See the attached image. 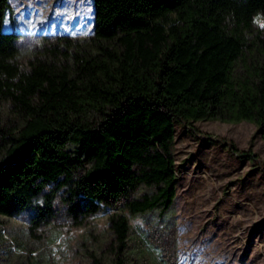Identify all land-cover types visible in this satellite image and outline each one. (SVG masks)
Instances as JSON below:
<instances>
[{"label":"trees","instance_id":"16d2710c","mask_svg":"<svg viewBox=\"0 0 264 264\" xmlns=\"http://www.w3.org/2000/svg\"><path fill=\"white\" fill-rule=\"evenodd\" d=\"M92 4L90 34L45 37L20 61L0 0V214L31 206L30 224H46L59 192L74 223L110 207L116 255L92 262L127 264L128 214L174 200L175 123L264 173L250 146L192 122L246 119L264 137V36L254 45L240 31L264 0Z\"/></svg>","mask_w":264,"mask_h":264},{"label":"rangeland","instance_id":"374dc122","mask_svg":"<svg viewBox=\"0 0 264 264\" xmlns=\"http://www.w3.org/2000/svg\"><path fill=\"white\" fill-rule=\"evenodd\" d=\"M5 29L18 34L17 58L24 61L43 38L56 33L82 37L92 31V0H8ZM248 43L264 36V15L240 27ZM1 119V106H0ZM202 131L250 146L264 161V137L255 123L198 118ZM1 126V120H0ZM73 145V144H72ZM177 179L172 204L128 214L129 231L121 250L127 264H264V173L253 161L193 132L174 127ZM146 189L140 186L136 193ZM50 222H29L31 206L0 214V264H93L116 255L109 225L110 207L74 223L60 192Z\"/></svg>","mask_w":264,"mask_h":264}]
</instances>
